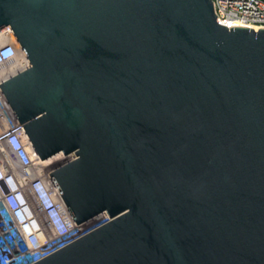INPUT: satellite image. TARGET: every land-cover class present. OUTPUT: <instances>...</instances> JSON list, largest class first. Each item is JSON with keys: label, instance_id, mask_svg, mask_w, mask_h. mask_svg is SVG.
<instances>
[{"label": "water", "instance_id": "obj_1", "mask_svg": "<svg viewBox=\"0 0 264 264\" xmlns=\"http://www.w3.org/2000/svg\"><path fill=\"white\" fill-rule=\"evenodd\" d=\"M212 0H0L1 85L77 225L35 264H264V29Z\"/></svg>", "mask_w": 264, "mask_h": 264}, {"label": "built area", "instance_id": "obj_2", "mask_svg": "<svg viewBox=\"0 0 264 264\" xmlns=\"http://www.w3.org/2000/svg\"><path fill=\"white\" fill-rule=\"evenodd\" d=\"M217 23L264 29V0H212ZM30 68L13 30L0 31V264H35L95 228L77 225L15 119L1 85ZM10 202H13L11 206Z\"/></svg>", "mask_w": 264, "mask_h": 264}, {"label": "rangeland", "instance_id": "obj_3", "mask_svg": "<svg viewBox=\"0 0 264 264\" xmlns=\"http://www.w3.org/2000/svg\"><path fill=\"white\" fill-rule=\"evenodd\" d=\"M65 160H66V158L62 154L53 157L52 159H50L47 162V165L45 166V171L47 173H51V171H53L59 164H61ZM10 204H11V206H13V202H10ZM3 210H4L3 205L1 204V201H0V211H3ZM107 219H109L107 214H102V215L90 220L86 224V227L87 228H95V227L103 224L105 221H107Z\"/></svg>", "mask_w": 264, "mask_h": 264}, {"label": "bare ground", "instance_id": "obj_4", "mask_svg": "<svg viewBox=\"0 0 264 264\" xmlns=\"http://www.w3.org/2000/svg\"><path fill=\"white\" fill-rule=\"evenodd\" d=\"M2 217V215H1V212H0V218Z\"/></svg>", "mask_w": 264, "mask_h": 264}]
</instances>
